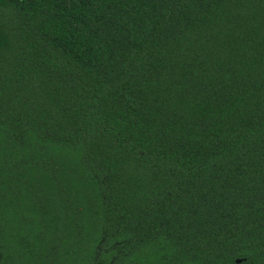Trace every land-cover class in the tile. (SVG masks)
I'll use <instances>...</instances> for the list:
<instances>
[{
    "label": "trees",
    "instance_id": "1",
    "mask_svg": "<svg viewBox=\"0 0 264 264\" xmlns=\"http://www.w3.org/2000/svg\"><path fill=\"white\" fill-rule=\"evenodd\" d=\"M0 264H264V0H0Z\"/></svg>",
    "mask_w": 264,
    "mask_h": 264
},
{
    "label": "water",
    "instance_id": "2",
    "mask_svg": "<svg viewBox=\"0 0 264 264\" xmlns=\"http://www.w3.org/2000/svg\"><path fill=\"white\" fill-rule=\"evenodd\" d=\"M235 261H236V262H238V261H239V259H236Z\"/></svg>",
    "mask_w": 264,
    "mask_h": 264
}]
</instances>
